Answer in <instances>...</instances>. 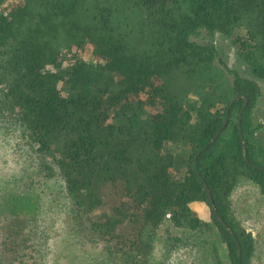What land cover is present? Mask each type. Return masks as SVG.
Listing matches in <instances>:
<instances>
[{
  "label": "trees",
  "instance_id": "trees-1",
  "mask_svg": "<svg viewBox=\"0 0 264 264\" xmlns=\"http://www.w3.org/2000/svg\"><path fill=\"white\" fill-rule=\"evenodd\" d=\"M203 33L264 81V0H0V149L20 171L0 192L2 263L28 264L39 189L58 184L49 211L101 264H151L186 232L214 237L211 264H251L231 197L251 184L264 205L261 90Z\"/></svg>",
  "mask_w": 264,
  "mask_h": 264
},
{
  "label": "rangeland",
  "instance_id": "rangeland-1",
  "mask_svg": "<svg viewBox=\"0 0 264 264\" xmlns=\"http://www.w3.org/2000/svg\"><path fill=\"white\" fill-rule=\"evenodd\" d=\"M191 39L199 44L211 41L218 53L219 63L216 61V64H219L221 68L225 66L228 70H235L241 77L249 78L259 85L261 98L257 109L253 112L252 118L255 124L258 123L260 125L256 135L258 136V142H261L260 144L264 148V81L246 73V66L236 59L235 47L229 43L227 38L217 35L210 39L209 36L203 33L200 37H192ZM78 55L85 60H93L90 47L85 48L80 53L78 52ZM228 78H232L229 73ZM21 163L16 164L21 165ZM14 165L12 154L5 153L0 149V192L11 189L10 185L6 184V179H9L10 174H13L14 177L19 176L20 171L16 172L15 170L14 172ZM19 168L20 166L16 169L18 170ZM51 187L48 184L39 189L43 190L40 192L42 215L39 216V218L43 217V220L37 225L38 230L34 239L25 244L27 246L26 253L30 257L28 264H101L99 246L91 247L78 243L71 236L68 238L66 230L49 211L48 202H51L50 199L55 197V190H58V184H54ZM231 206L241 227L255 239L256 251L252 257L251 264H264V205L261 202L257 188L251 184L238 187L232 194ZM196 208V213L200 217L208 218L209 211L206 206H197ZM190 234L194 233L186 232L181 236L178 234L160 236L151 256V264H211L210 246L214 241V237L209 236L208 233L197 238L188 237ZM168 236L171 239L178 237L180 242L175 246H171L174 245L173 240L167 241L166 246H164L162 241L169 238ZM3 241H5V238L0 242V264H5L1 262ZM17 242H20V240H17ZM29 242L35 245V249L39 250L34 252ZM10 264L20 263L11 262Z\"/></svg>",
  "mask_w": 264,
  "mask_h": 264
},
{
  "label": "water",
  "instance_id": "water-1",
  "mask_svg": "<svg viewBox=\"0 0 264 264\" xmlns=\"http://www.w3.org/2000/svg\"><path fill=\"white\" fill-rule=\"evenodd\" d=\"M239 97H237L235 100H237ZM242 99H243V107L246 105V103H247V99L243 96L242 97ZM234 100V101H235ZM226 122H227V120L226 121H224V123H223V125L218 129V131L216 132V134L214 135V137H213V139L210 141V143H212L216 138H217V136L219 135V133L223 130V128H224V126L226 125ZM239 122V121H238ZM240 131V130H239ZM240 135H241V131H240ZM209 143V144H210ZM204 189H205V191H206V193H207V196H208V200H209V204H210V207L213 209V211H214V213L216 214V217L218 218V220L220 221V223L228 230V228H227V225L225 224V222L223 221V219L216 213V211L214 210V208H213V203H212V200H211V197H210V195H209V191H208V188L204 185ZM229 231V233H230V235L233 237V238H235V235L233 234V232H231L230 230H228ZM237 243V242H236ZM237 248H238V252H240V247H239V244L237 243Z\"/></svg>",
  "mask_w": 264,
  "mask_h": 264
}]
</instances>
